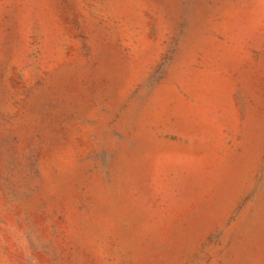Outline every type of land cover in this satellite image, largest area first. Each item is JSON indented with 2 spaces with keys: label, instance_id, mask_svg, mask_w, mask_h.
<instances>
[{
  "label": "rangeland",
  "instance_id": "rangeland-1",
  "mask_svg": "<svg viewBox=\"0 0 264 264\" xmlns=\"http://www.w3.org/2000/svg\"><path fill=\"white\" fill-rule=\"evenodd\" d=\"M0 264H264V0H0Z\"/></svg>",
  "mask_w": 264,
  "mask_h": 264
}]
</instances>
